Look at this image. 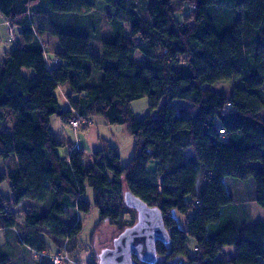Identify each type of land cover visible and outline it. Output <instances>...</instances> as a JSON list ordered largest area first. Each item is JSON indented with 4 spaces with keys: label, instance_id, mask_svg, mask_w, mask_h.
Segmentation results:
<instances>
[{
    "label": "trees",
    "instance_id": "trees-1",
    "mask_svg": "<svg viewBox=\"0 0 264 264\" xmlns=\"http://www.w3.org/2000/svg\"><path fill=\"white\" fill-rule=\"evenodd\" d=\"M0 15L14 43L0 52V183L11 192L0 191V264L21 249L32 264L75 254L87 188L96 228L135 222L125 191L159 208L169 242L152 264H264V223L226 217L227 177L252 178L264 208V0H0ZM222 80L229 92L208 87ZM143 97L139 118L131 103ZM53 116L72 129L97 116L124 125L128 163L104 139L90 165L83 147L60 155Z\"/></svg>",
    "mask_w": 264,
    "mask_h": 264
},
{
    "label": "rangeland",
    "instance_id": "rangeland-1",
    "mask_svg": "<svg viewBox=\"0 0 264 264\" xmlns=\"http://www.w3.org/2000/svg\"><path fill=\"white\" fill-rule=\"evenodd\" d=\"M185 12L177 13L175 14V19L178 21H182L183 16ZM101 28L102 31L105 32L107 29V24L104 18L101 19ZM16 30V29H15ZM6 32V33H5ZM4 35L0 36V52L5 49H10L14 46L13 41H11V37L8 35V30H5ZM54 42V40H52ZM233 81L232 80H222L215 84L208 85V87L217 89L221 92H229L232 89ZM264 90V85H263ZM163 100L160 101V104H162ZM188 102L185 100H174L173 104L177 106H184ZM131 107L135 113V115L139 118L144 117L147 113H150L149 109V101L147 97L140 98L138 100H135L131 103ZM153 113L156 114V111H153ZM52 122V129L55 131V133H58L59 129L62 130L64 133L68 134V138L72 140V142L77 141V138L79 135L83 136V138H86L85 133L89 131L90 138H89V144H85V149H87V156L88 154L92 155V152H90L92 149H96L94 147H100L101 146V139H104L108 141L111 145L115 146L121 155V162L122 164L128 163L131 155H132V149H133V138L128 133L126 127L121 124H106L104 123L102 117L97 116L92 120V123L90 126L84 130L78 128V129H72L69 127V125H64L61 122V120L57 116H53L51 118ZM64 127V128H63ZM80 127V126H77ZM89 128V129H88ZM96 136V137H95ZM99 136V142L97 144L95 143V138ZM69 151L68 145H61L58 147V152L60 155H65ZM93 160V157H92ZM7 164L0 159V171H4ZM239 181H236L233 178H226L227 186H230L228 190L230 193H232L234 197V203L229 207L227 211L226 217L230 219L231 221H237L240 222L247 221L246 223L251 224L257 220H260L264 223V208H262L260 205L256 203V201L252 200V196L255 192V185L252 178H250L245 183H238ZM238 185L239 187L235 186ZM0 191L5 196H10V187L9 182L7 180H3L0 183ZM85 198L92 204L91 210L89 213H80L78 215L79 220H81L83 224L82 231L80 232L78 236V242L80 245H78V248L76 249V253L74 254H66L64 253L63 249L61 251L62 257L64 259L63 264H87V262L92 258L95 262L98 260V254L101 252L102 249L106 247L112 246V241L118 234V229L111 225L108 221L104 222L103 224L98 225L99 227L96 228V225L99 221V214L97 209L93 206V194L92 189L87 188ZM235 217V218H234ZM134 221H136V218H134ZM184 227V226H183ZM91 235H94V237L91 238ZM193 242V239L189 237V243L191 244ZM236 252V247L233 245L224 246L222 250V257H227L229 255H233ZM60 253V251H57L55 253H52V255ZM24 260V262H22ZM30 257L25 253L24 250L21 249L20 256H15L13 258L12 263L13 264H32L30 262ZM34 263V262H33Z\"/></svg>",
    "mask_w": 264,
    "mask_h": 264
},
{
    "label": "water",
    "instance_id": "water-1",
    "mask_svg": "<svg viewBox=\"0 0 264 264\" xmlns=\"http://www.w3.org/2000/svg\"><path fill=\"white\" fill-rule=\"evenodd\" d=\"M125 204L136 211V221L119 232L98 254V264H135L134 257L142 262L155 263L156 243L169 242V233L163 214L156 206H150L130 191L124 193Z\"/></svg>",
    "mask_w": 264,
    "mask_h": 264
},
{
    "label": "crops",
    "instance_id": "crops-1",
    "mask_svg": "<svg viewBox=\"0 0 264 264\" xmlns=\"http://www.w3.org/2000/svg\"><path fill=\"white\" fill-rule=\"evenodd\" d=\"M8 23L7 21L3 18V16L0 15V36H3L4 35V32L5 30L7 31L8 30ZM6 33V32H5ZM5 36V35H4ZM58 93L59 94V98L61 100V103L64 107H68V101L66 99V89H63V90H60ZM64 125V127L66 126L65 123L63 122H60ZM51 127H52V122H51ZM63 127V128H64ZM70 127V126H69ZM89 129V128H88ZM53 133H54V136L55 138L61 142V145H68V144H71L72 146H78V147H83V148H86L85 147V144L84 143H88L89 144V138H90V134L89 131H87L85 133L86 135V138H83V136L79 135L78 138H77V141L75 142H72V140H70L67 136L68 134L67 133H64L62 130L59 129L58 133H55V131L52 129ZM96 137V136H95ZM99 136H97V138H95V143L94 144H97L99 142ZM94 148H97V147H94ZM94 150V149H92ZM92 150L90 152H92ZM84 161L86 163V165H90L92 163V156L91 154H88L87 156V149H86V153H85V158H84ZM21 251V250H20ZM32 256H34V253L32 254ZM24 262V260L22 261Z\"/></svg>",
    "mask_w": 264,
    "mask_h": 264
},
{
    "label": "built area",
    "instance_id": "built-area-1",
    "mask_svg": "<svg viewBox=\"0 0 264 264\" xmlns=\"http://www.w3.org/2000/svg\"><path fill=\"white\" fill-rule=\"evenodd\" d=\"M9 33H11L10 30H9ZM71 125H72L73 127H77V126H78L77 123H76V121H74V120L71 121ZM50 262H51V264H63L64 259H63V257H62L61 252L52 255V256L50 257Z\"/></svg>",
    "mask_w": 264,
    "mask_h": 264
}]
</instances>
